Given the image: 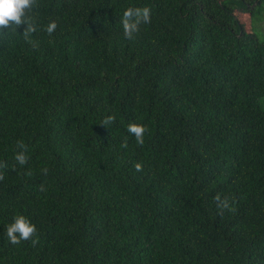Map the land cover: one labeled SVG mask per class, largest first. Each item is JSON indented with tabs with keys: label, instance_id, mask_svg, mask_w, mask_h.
Instances as JSON below:
<instances>
[{
	"label": "trees",
	"instance_id": "1",
	"mask_svg": "<svg viewBox=\"0 0 264 264\" xmlns=\"http://www.w3.org/2000/svg\"><path fill=\"white\" fill-rule=\"evenodd\" d=\"M144 7L125 38L123 12ZM29 15L32 43L26 22L0 30V264H264V0H37ZM18 215L35 246L7 240Z\"/></svg>",
	"mask_w": 264,
	"mask_h": 264
},
{
	"label": "clouds",
	"instance_id": "2",
	"mask_svg": "<svg viewBox=\"0 0 264 264\" xmlns=\"http://www.w3.org/2000/svg\"><path fill=\"white\" fill-rule=\"evenodd\" d=\"M37 0H0V30L5 28H11L13 25L18 27L25 22L27 27L25 28L23 35L29 43L32 41L29 39L30 34L36 31V27L33 23L32 16L29 15L33 7L36 5ZM151 22V12L148 7L144 8H128L123 12L122 16V26L123 34L125 38L132 39L134 34L140 31V24H148ZM57 28V23L52 21L46 27V31L51 35ZM34 47L37 45H33ZM115 116L106 117L100 124L109 126L114 123ZM127 131L133 135L136 139L138 145L144 144V134L147 128L143 124L130 123L127 127ZM20 149L26 150V146L22 142H18L17 145ZM123 148L127 147V141L122 144ZM16 161L20 165H26L28 162V157L25 155V151H20L15 156ZM6 167L5 163H0V168ZM135 170L140 172L143 170V165L137 162L135 165ZM48 169H42L43 173H47ZM27 175H31L29 170ZM5 179L4 173L0 172V181ZM217 202V207L220 209H227L229 211L233 210L230 206L229 199L224 197L221 199L219 195L215 197ZM37 234V228L31 220L24 216L18 215L14 218V221L7 226L6 238L13 245L19 244L21 241H31L33 246H35L39 240L38 237L33 239Z\"/></svg>",
	"mask_w": 264,
	"mask_h": 264
},
{
	"label": "rangeland",
	"instance_id": "3",
	"mask_svg": "<svg viewBox=\"0 0 264 264\" xmlns=\"http://www.w3.org/2000/svg\"><path fill=\"white\" fill-rule=\"evenodd\" d=\"M238 16L242 19V20H244L245 22H247V24L249 25L250 24V16L248 15V14H245V13H243V12H238ZM256 23V22H255ZM256 25V24H255Z\"/></svg>",
	"mask_w": 264,
	"mask_h": 264
}]
</instances>
